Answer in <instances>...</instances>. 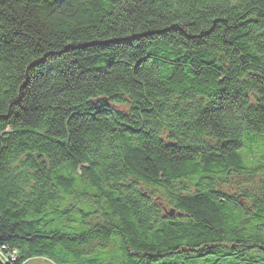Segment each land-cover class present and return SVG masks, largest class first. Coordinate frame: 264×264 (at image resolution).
<instances>
[{
	"label": "trees",
	"instance_id": "16d2710c",
	"mask_svg": "<svg viewBox=\"0 0 264 264\" xmlns=\"http://www.w3.org/2000/svg\"><path fill=\"white\" fill-rule=\"evenodd\" d=\"M263 137L264 0H0L15 264H264Z\"/></svg>",
	"mask_w": 264,
	"mask_h": 264
},
{
	"label": "rangeland",
	"instance_id": "374dc122",
	"mask_svg": "<svg viewBox=\"0 0 264 264\" xmlns=\"http://www.w3.org/2000/svg\"><path fill=\"white\" fill-rule=\"evenodd\" d=\"M252 148L256 151V155H257V161L262 157V156H264V137L262 138V139H257L255 142H254V144H253V146H252ZM246 150L244 151V153L246 154V156L247 157H252V152H250L249 150H247V148H245ZM246 157V158H247ZM256 161V162H257ZM245 178H247V177H244V176H237V177H234L233 178V181L237 184V183H239L240 181H243V180H245ZM258 180L256 179V182H257ZM255 182V183H256ZM253 186H254V184H253ZM231 188H236V187H232V186H227V187H225V189L226 190H230ZM161 196H162V194H158V193H156V195H155V197H157V198H160L159 200H160V202L162 203V205L163 206H165L166 208H167V210H171V209H174L175 207L174 206H172V205H170L169 204V202H168V200H167V198H166V196H162V198H161ZM1 259V261L3 262V264H10V263H8L6 260H4V259H2V258H0ZM5 262V263H4ZM7 262V263H6ZM25 264H57V263H55L54 261H52V260H49V259H46V258H31V259H29V260H27L26 262H25Z\"/></svg>",
	"mask_w": 264,
	"mask_h": 264
},
{
	"label": "built area",
	"instance_id": "2783aa9c",
	"mask_svg": "<svg viewBox=\"0 0 264 264\" xmlns=\"http://www.w3.org/2000/svg\"><path fill=\"white\" fill-rule=\"evenodd\" d=\"M19 253V250L11 249L9 246L0 243V258L6 260L8 263L15 264L19 257Z\"/></svg>",
	"mask_w": 264,
	"mask_h": 264
},
{
	"label": "water",
	"instance_id": "95a60500",
	"mask_svg": "<svg viewBox=\"0 0 264 264\" xmlns=\"http://www.w3.org/2000/svg\"><path fill=\"white\" fill-rule=\"evenodd\" d=\"M169 215H173L175 213V209L168 210L167 212ZM0 264H3V262L0 259Z\"/></svg>",
	"mask_w": 264,
	"mask_h": 264
}]
</instances>
